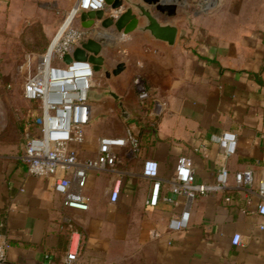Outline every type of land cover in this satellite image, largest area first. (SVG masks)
I'll use <instances>...</instances> for the list:
<instances>
[{"label": "crops", "instance_id": "1", "mask_svg": "<svg viewBox=\"0 0 264 264\" xmlns=\"http://www.w3.org/2000/svg\"><path fill=\"white\" fill-rule=\"evenodd\" d=\"M77 2L0 0V23H10L26 44L37 43L28 50L30 57L42 56ZM256 2L247 18L214 23L211 14V21L194 23V30L178 9L174 46L144 33L111 29L98 38L110 49L119 45L126 69L112 76L119 100L109 96V89L97 102L90 98L92 120L79 146L80 158L96 157L102 137L122 136L128 128L139 134L141 151L135 171L127 164L132 157L122 151L120 174L88 173V210L66 206L45 178L28 173L19 148L0 134V233L11 244V264H66L73 235L80 251L71 264H264V215L258 212L264 174V0ZM104 56L105 66L113 69L122 62L112 64ZM136 76L151 92L144 105L131 93ZM120 101L129 113L126 119L120 111L127 126L121 135H111L108 125L117 122L114 105ZM139 119L152 128L143 132ZM225 131L238 138L228 158L220 147ZM180 156L190 158L199 183H215L223 165L230 179L224 191L193 199L189 227L171 231L170 219L186 206L184 197L168 189ZM145 158L159 162L162 194L176 203L162 198L157 206L149 205L152 183L142 175ZM246 169L253 171L254 181L238 187L234 174ZM116 186L120 195L113 202ZM236 233L242 235L241 245L232 241Z\"/></svg>", "mask_w": 264, "mask_h": 264}, {"label": "built area", "instance_id": "2", "mask_svg": "<svg viewBox=\"0 0 264 264\" xmlns=\"http://www.w3.org/2000/svg\"><path fill=\"white\" fill-rule=\"evenodd\" d=\"M106 0H78L71 9L64 24L54 37L46 53L37 65L36 73L30 76L24 85V96L40 104V113L34 118L37 129L34 136L26 141L22 160L29 174L45 178L50 188L62 195L68 207L88 210L91 197L86 192L87 178L90 171H111L120 174L119 166L123 163L122 151L138 155L141 151L140 136L133 128H128L122 136H104L100 140L98 154L94 158L82 160L79 146L86 138V127L92 120L93 107L90 91L96 72L89 61H73L66 64L63 60L67 53L89 38H101L106 35L98 26L84 28L76 23L83 11L107 10ZM121 10L112 11L114 15ZM72 16V17H71ZM66 25L67 21L70 19ZM100 35V36H99ZM138 98L142 104L151 97V92L141 78L134 80ZM237 134L225 131L220 138V147L225 158L235 154ZM142 175L152 183L149 205L157 206L160 199L176 203L174 198L162 194L163 179L160 176L159 162L154 158H145ZM236 185L242 187L253 183L251 169L234 174ZM230 171L221 166L213 184H202L196 180L190 158L180 156L177 160L174 177L169 181L168 189L172 194L181 195L186 201L185 209L169 221L171 231L185 230L190 225V204L198 195L224 191L229 185ZM261 202L258 212L264 215V174L259 180ZM120 189L116 186L111 200L117 201ZM230 201V197L226 198ZM235 245H241L242 235L233 237ZM10 242L0 233V264L8 261ZM80 242L71 237L66 255V264L78 259Z\"/></svg>", "mask_w": 264, "mask_h": 264}, {"label": "rangeland", "instance_id": "3", "mask_svg": "<svg viewBox=\"0 0 264 264\" xmlns=\"http://www.w3.org/2000/svg\"><path fill=\"white\" fill-rule=\"evenodd\" d=\"M176 1H178V9L182 12V19L187 21L185 23H190L191 30H194V23L209 20L207 17L211 14L216 15L212 20L214 23H229L232 19H243L250 13L251 5L257 3V0H213L212 3L210 0H172V2ZM9 25L10 23H0V134L10 141L12 147H18L22 154L27 137L34 136L37 132L36 128L32 130V124L33 118L40 112V104L24 96V85L28 78L36 73L41 55L30 57L28 50L34 49L37 43L26 44L23 37L18 34L19 31L10 29ZM186 29L184 28V31ZM118 47L119 45L115 44L114 48L105 51L109 63L114 64L126 59V53H120ZM105 70L112 71L113 67L108 64ZM112 76L107 78L104 72L96 73L95 80L98 85L90 91L92 101H99L101 93L106 96L107 90L114 88ZM137 78L136 76L133 79V87ZM132 90L131 93L138 96L137 90L135 88ZM114 108L118 113L117 122L110 123L108 128L111 129V135H121L127 125L120 116L121 109L118 102ZM87 152L91 153L90 149ZM125 155L128 159L132 157L127 164L135 171L138 166V155L128 152Z\"/></svg>", "mask_w": 264, "mask_h": 264}, {"label": "water", "instance_id": "4", "mask_svg": "<svg viewBox=\"0 0 264 264\" xmlns=\"http://www.w3.org/2000/svg\"><path fill=\"white\" fill-rule=\"evenodd\" d=\"M169 1V2H168ZM107 10L83 11L79 15L82 27H99V31L113 30L114 33L128 35L131 33H144L149 37L174 46L179 35V26L175 20L178 14V1L170 0H106ZM121 10L114 15L112 11ZM163 14L164 18H160ZM99 22V23H98ZM109 47L96 37L89 38L76 47L71 53H67L63 60L66 64L73 61H89L93 64L96 73L104 72L106 77L119 75L126 69L125 62H119L112 70H105V51ZM109 96L119 100L120 96L113 88L109 89ZM122 116L129 118V113L119 103Z\"/></svg>", "mask_w": 264, "mask_h": 264}, {"label": "trees", "instance_id": "5", "mask_svg": "<svg viewBox=\"0 0 264 264\" xmlns=\"http://www.w3.org/2000/svg\"><path fill=\"white\" fill-rule=\"evenodd\" d=\"M148 100L151 101V97H150ZM146 103H147V102H146ZM146 103H144V104H146ZM144 104H143V105H144ZM147 105H149L148 107H150L151 102H149ZM147 105H146V106H147ZM128 122H132V120L130 119V120H128ZM136 122H137V124L141 127V129H142L143 132H144L147 128H148V129L152 128V127H150V126H147L146 121L143 120V119H139V120H137ZM70 232H71V233L73 232V229H72V228H70Z\"/></svg>", "mask_w": 264, "mask_h": 264}, {"label": "bare ground", "instance_id": "6", "mask_svg": "<svg viewBox=\"0 0 264 264\" xmlns=\"http://www.w3.org/2000/svg\"><path fill=\"white\" fill-rule=\"evenodd\" d=\"M71 17H72V16H71ZM71 17H70V19L67 21L66 25H67V24L69 23V21L71 20ZM99 36H100V35H99ZM103 36H105V35H103ZM103 36H102V37H103Z\"/></svg>", "mask_w": 264, "mask_h": 264}]
</instances>
